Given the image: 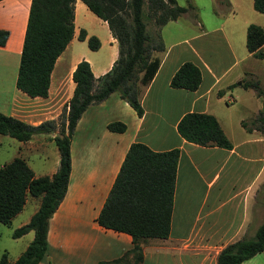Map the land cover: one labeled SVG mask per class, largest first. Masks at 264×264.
<instances>
[{
  "label": "crops",
  "instance_id": "0c3cea01",
  "mask_svg": "<svg viewBox=\"0 0 264 264\" xmlns=\"http://www.w3.org/2000/svg\"><path fill=\"white\" fill-rule=\"evenodd\" d=\"M194 1L193 8L160 28L163 49L153 52L159 58L158 65L151 79L140 86L141 115L116 91L80 113L69 140L66 189L48 219L46 251L37 264H96L117 258L131 247L128 233L104 227L95 218L128 145L134 140L154 150L178 148L168 234L142 241L139 264H216V253L223 245L252 237L263 220L264 186L259 177L262 174L264 180V126L246 130L240 121L264 109L262 95L241 84L256 81L264 89V78L257 69L264 57L255 56L245 47L246 26L256 21L242 19V14L262 21L264 18L253 8L252 0ZM212 2V8L207 10ZM29 3L30 0H0V29L7 30L6 40L0 45V96L6 87L12 92L9 105L0 111L37 124L57 120L65 111L74 87L71 73L75 63L85 58L96 77L110 67L117 55V44L106 22L92 14L89 20L93 29L82 28L86 35H97L99 48L106 46V57L103 61L93 54L71 56V45L80 28L76 19L83 22L82 14L89 11L81 0H74L72 37L54 61L47 93L28 96L16 88L15 77ZM196 12L201 21L196 20ZM184 61L194 63L200 70V81L192 90L169 85L170 76ZM244 76H251L252 80H244ZM244 90L254 98L251 110L242 100ZM236 106L248 109L247 116L241 115L240 110L236 113ZM192 111L212 114L231 147L202 145L181 137L177 121ZM110 121H121L125 127L122 131L110 130L106 126ZM230 127L240 138L232 134ZM57 131L56 127L48 133H36L17 145L29 148L34 143L45 144ZM20 157L35 176L50 175L58 164L57 153L43 171H35L24 155ZM245 161L257 163L251 169L253 179L257 177L259 182L257 186L239 182L238 168L242 167V176ZM222 166L227 169L220 174L218 169ZM28 197L35 196L26 195L24 204ZM19 253L8 260L13 261ZM239 264H264V248Z\"/></svg>",
  "mask_w": 264,
  "mask_h": 264
},
{
  "label": "trees",
  "instance_id": "16d2710c",
  "mask_svg": "<svg viewBox=\"0 0 264 264\" xmlns=\"http://www.w3.org/2000/svg\"><path fill=\"white\" fill-rule=\"evenodd\" d=\"M96 16L103 19L116 40L117 55L110 67L94 77L87 60L75 63L71 73L74 82L65 111L57 120L27 123L0 111V133L25 141L36 133L52 137L58 164L50 174L35 176L24 158L14 156L0 165V222L8 223L22 209L26 195L38 197V206L29 219L13 228V237L32 230L33 236L23 250L9 261L0 254V264H37L46 251L48 219L62 199L70 170L69 140L80 113L90 104L118 92L136 112L142 114L140 86L154 74L159 58L154 51L163 49L157 33L153 40L146 30L143 16L152 18L159 27L193 8L179 5L175 0H81ZM255 10L264 14V0H252ZM74 0H30L27 20L16 71L15 86L28 96H45L49 75L58 54L73 33ZM159 29V28H158ZM7 30L0 29V45ZM77 38H86L87 45L96 49L100 42L95 35H86L80 27ZM245 46L257 57L264 56V31L254 23L246 29ZM200 81V70L184 61L173 72L169 85L194 89ZM251 86L264 98V89L256 81L241 82ZM243 128L262 129L264 109L249 120L240 121ZM107 128L122 131L121 121H110ZM181 137L197 144H214L230 148L231 143L216 118L206 112H186L176 124ZM178 148L154 150L145 143H129L105 199L96 215L98 224L130 235L132 245L122 255L96 264H139L142 241L149 237H165L169 230L172 193ZM264 203V202H263ZM264 248V217L252 237H242L223 245L215 256L216 264H239ZM50 264V263H49Z\"/></svg>",
  "mask_w": 264,
  "mask_h": 264
},
{
  "label": "rangeland",
  "instance_id": "374dc122",
  "mask_svg": "<svg viewBox=\"0 0 264 264\" xmlns=\"http://www.w3.org/2000/svg\"><path fill=\"white\" fill-rule=\"evenodd\" d=\"M175 1L177 4L183 5V6H186L187 4H190V6H193L194 2H196L194 0H175ZM212 6H213V2L209 3V6L207 5V7H206L207 10H208V8H212ZM203 10L204 9H202V12H203ZM87 12H88V14L87 13L82 14L83 15V17H82L83 22H80L81 21V20H79L80 18L76 19V25H80V27H84L86 29H93V22L91 20H89V16H93L92 14H94V13L90 9ZM201 16H202V14H201ZM259 16H260V18H264V14H262V13H259ZM242 19H248L250 21H256V22H250V23H254V24L259 25L262 28V30L264 31V21L258 20L259 18H253L250 14H246L243 12ZM143 20L145 23L146 30L149 33V35L151 36V38H153V40L157 39V33L159 31V36H160V28L163 24L158 27L154 23L153 19L149 18L147 16H143ZM196 20L201 21L200 20V14H198V12H196ZM203 23H204V25L206 24L205 21ZM192 26H195V24H192ZM247 26H246V29H247ZM246 29H245V36H246ZM78 30H79V28L77 29V31ZM91 34L95 35L97 37V35L95 33H91ZM91 34H89V35H91ZM99 42H100V40H99ZM71 46H72V50H71V56L72 57L75 55H79V54H88V55L93 54V56L96 57L98 60L104 61V58L106 57V54H107L106 46H102L100 48L98 46L96 49L89 48L87 45L86 38L79 39V38L75 37L73 39V43ZM155 52H158V51H155ZM260 58H262V57H260ZM83 59H85V58H83ZM251 61L252 60L250 59L249 61H246V62L248 63ZM257 69L259 71H261V74L264 78V59H261V61L258 63ZM243 79L244 80H252V77L251 76H244ZM243 79H242V81H243ZM11 93H12L11 89L6 87L5 93L3 94V96H0L1 98H3V102H1V98H0V108L5 109V107H7L9 105ZM242 100H244V105L246 103V105H245L246 108L248 107L250 110L254 108V98L252 95H250V93L248 91L244 90V93L242 95ZM234 110L236 113H238V111L240 110L241 115L247 116L248 109L242 110V108L240 109V106L239 107L236 106V107H234ZM246 120H249V118H247ZM238 128L239 127H237V130H239V132H240V129H238ZM230 131L232 132L233 135L238 136V138H240V135H237V132L234 128L230 127ZM19 142H22V141H19V140L15 139L14 137H12L8 134L0 133V165L3 162L10 160L12 157L19 156L21 154V155L25 156L26 160L34 168L35 171H43L44 166L50 164L54 160L55 156L57 155V149H56V146H55L53 139H47L45 144H42V145H40V144L38 145V144L34 143L33 146H30L29 148L17 145ZM239 149L242 150V147H240ZM253 165L257 166V163L254 162L252 164V163L245 161L242 176H240L241 171H242V167L238 168L239 169L238 170V172H239L238 178H240L239 179L240 183L241 182H243V183H249L250 182V186H257V183L259 184V182H257V177L255 180L253 179L254 172L251 170L252 167H254ZM226 169L227 168L222 166L218 169V172H220V174H223V172ZM261 177H262V174L259 178H260V180L262 179V183L260 181L261 186H264V180H263V177L262 178ZM37 205H38V198L37 197H28V200L23 205L22 209H20L10 219V221L8 223L0 222V254L2 252H5L8 259H13V257H15L17 255V253H19L25 247V245L31 239V235L33 234V231L29 230L27 234L23 233L17 237H13L11 235V232H12L13 228H15V227L19 226L20 224L27 221V219L29 218L31 213H33L34 209H36Z\"/></svg>",
  "mask_w": 264,
  "mask_h": 264
}]
</instances>
